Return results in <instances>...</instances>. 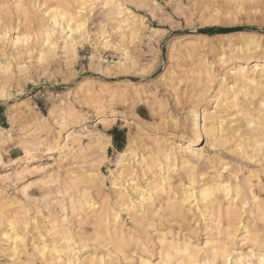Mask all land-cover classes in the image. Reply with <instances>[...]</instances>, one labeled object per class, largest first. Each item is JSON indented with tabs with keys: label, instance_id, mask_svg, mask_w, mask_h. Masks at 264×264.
I'll return each instance as SVG.
<instances>
[{
	"label": "clouds",
	"instance_id": "9594fccd",
	"mask_svg": "<svg viewBox=\"0 0 264 264\" xmlns=\"http://www.w3.org/2000/svg\"><path fill=\"white\" fill-rule=\"evenodd\" d=\"M141 6L147 7L148 15L134 17L130 10L122 9L119 18L110 24L111 32L107 35L109 39L115 36V41L99 45L115 49L106 66H86L87 61L81 60L79 69L73 62L53 69L51 74L58 79L51 87L54 91L60 87L62 91L47 97L51 107L46 100L36 110L48 112L39 121L47 132L45 143L54 144L58 133H70L66 119L69 113L82 134L98 138L93 145L95 158L90 170L82 169L80 180L85 184L98 181L106 195L99 203L88 204L87 212L83 205L79 208L91 229L87 233L83 231V220L70 225L71 218L65 214L57 222L66 234L71 226L75 237L69 241L72 258L65 264H216L214 260L201 259L204 249L191 253L185 249V258L178 261L170 253L155 260L141 232L147 219L144 207L149 204L154 208L157 197H167L168 203L181 206L188 203L180 199L173 201L172 193L160 184V177L171 161L174 142L183 140L185 123L198 128L208 97L214 94L216 85L227 83L218 72L225 60L233 61L227 75L243 82L250 89L252 99L259 96L264 108V0H143ZM22 7L15 0H0V10L5 12L15 10L18 14ZM3 23L0 19V24ZM221 32L231 35V41L222 44L212 41ZM205 35L208 40L203 38ZM177 52L181 54L179 61L174 58ZM77 76L79 79H75ZM41 95L36 93L37 97ZM230 104L231 101L217 102L207 115L219 117ZM21 106L20 97L11 89H0L4 116ZM31 113L32 109L28 108L27 115ZM36 123L33 119L32 123L13 126L19 141L17 146L25 149V156L31 155L29 149L33 146L28 140ZM211 123L207 121L209 127ZM109 147L111 156L107 153ZM101 165L108 167V177L99 173ZM199 179L203 181L204 177ZM104 180H110L111 186L104 185ZM230 195L231 190L225 187L219 203ZM236 199H240L238 190ZM260 204L259 215L253 214L248 222H243V211L239 208L230 217L225 241L218 251L220 264H264V201ZM243 207L247 208V204ZM76 211L73 206V215ZM126 211L134 215L124 222L122 215ZM199 211L193 205L194 214ZM19 222L28 236L33 237L32 242L8 248L6 243L10 238L20 239L12 235L16 232L17 217L10 218L5 215L4 207H0V229L5 225L11 229V233L0 234V264H25L19 256L28 247L39 253L29 264H39L49 246L46 243L39 246L38 241L52 233L42 234V225L27 213ZM213 222L219 224L220 218L214 215ZM241 232L251 245L247 259L235 258L232 250V243ZM86 249H91L92 255L82 260L79 253ZM145 254L147 260L143 258ZM43 264L58 262L44 259Z\"/></svg>",
	"mask_w": 264,
	"mask_h": 264
},
{
	"label": "rangeland",
	"instance_id": "374dc122",
	"mask_svg": "<svg viewBox=\"0 0 264 264\" xmlns=\"http://www.w3.org/2000/svg\"><path fill=\"white\" fill-rule=\"evenodd\" d=\"M19 1L15 0V3L17 4V2ZM25 1V7H29L27 4H30L28 2H31V0ZM41 2L42 0H38V3ZM142 4L143 0L131 4L125 1L124 5L137 12L139 15H141V17H144L148 15V10L146 6H141ZM47 5H50V3H47ZM102 6L103 5L100 1H96L93 6L87 8L91 10V13L89 14L90 17L86 25V31L88 30L90 32L92 39L98 37V40L101 41V32H99L100 29L98 27L99 24H97V19L102 13ZM39 9L41 10L42 7H40ZM39 9H36L35 12L34 10L30 9V13L32 11V15L33 12L38 13L39 16L43 15L42 10L39 12ZM8 12L10 17L8 16ZM3 15L7 17L1 18L3 17ZM32 15H30L31 17L28 16L25 24V20H23L24 16L21 12L16 14L15 10H9L7 12L0 10V18L3 21L6 19L5 22L7 21V18H9L8 21H10L9 23L7 21V25L9 24L8 26L10 27V24L12 23L13 25L11 24V28L14 27V29L10 30L8 37L10 36V38H12L13 36H16L17 33L22 34V32L24 34L23 36H26V33L29 40L28 44H33L36 48L31 51L32 53H22L21 55L13 56L11 55V52L13 51L14 46L11 44L10 39L6 38V42L4 41V43H0V45L2 46L1 49H3V51L0 52V64L2 65L7 61L11 62L10 65L12 64V67L10 66L9 70H12L11 73L13 72V78L10 80L8 88L20 97L22 105L19 110L14 107L7 116L3 115L4 110L0 108V131L2 128L10 130L9 134H6L5 137L0 139V159L3 160V163L0 164V172L6 170L13 171V169L21 166V168H19L21 170V173L19 175H12L11 178L0 181V187L4 190L3 196L0 195V207H4L5 215L7 216L14 215V213L19 209L20 205H24L25 207H27L30 210L31 216H39V214L48 216L51 202L55 200H64L66 206L69 207L68 216L71 218L70 225L73 223L79 224L80 221H84L86 219L82 214L81 217L83 216V218H81L80 216H71V210L68 203L69 195L77 193V190L86 189V191L90 194L89 197L98 203L100 202L101 198L106 195V193L102 191V186L98 181L87 182L85 184L82 183L79 179L81 170L89 169V166L92 163L91 160L95 158V149L93 148V145L95 143L92 142V138L90 136H88L87 134H82L81 130L75 126L71 113H69L66 117V119L69 121L67 127L71 130L70 133H58L56 136V142L54 144L45 143L44 138L45 136H47V132L43 130V125L40 124L39 121L40 119L46 118L48 116V112L46 110L37 112L36 110L41 109V106L46 102L47 97L54 96L62 91L60 87H56L55 91L51 87V85L56 84V81L58 79L51 74L53 69L63 67L65 62H73L77 69H79L81 66V60L87 61L86 66L104 67L106 66V61L112 59L113 54H115V49L99 46L103 44L96 43L95 41L90 40L85 42L82 47H79L76 54L66 53V50L58 47L55 52L56 55L52 56V58L49 57L47 59L41 60L39 59V50L42 48L40 47V44L42 43V36L39 35L40 27L38 25L40 23L38 20H36V18H34V15ZM150 18L151 17L149 16V19ZM33 20L34 22H32ZM49 26L51 27L50 23ZM152 27H156V25L153 24ZM107 28L108 32L105 33V37L108 38L107 33L111 32V28L110 26H107L106 29ZM224 33L225 32L216 34L214 37H212V41H219L221 42V44L225 40L231 41V39L233 38L232 36L227 38H222L219 36L220 34ZM203 38L205 40L209 39L207 35H205ZM115 39V36L109 39L111 41L110 44L113 43ZM60 41H62V39H60L59 42ZM18 48H20V46H18ZM174 58L179 61L181 59V54L177 52ZM19 63L20 66L22 65L20 68ZM231 63H233V61L231 60V58H229L225 60V62L218 69L220 77L222 78V80L225 78L227 80V86L230 87H232L233 85V78L229 77L227 74L230 70L228 66ZM22 67L23 69L26 68L25 72H22ZM45 72H48L49 75H45ZM96 74L99 75V73ZM75 79H79V77L77 76L75 77ZM218 85H216L215 89ZM36 93H42V95L37 97ZM45 93L47 94V96L44 95ZM222 96V93L215 95L214 91V94L208 97V101L205 107H207L209 112L211 111V108L216 104V101ZM231 97L232 93L227 94V101H232ZM47 102L49 104V107H51V100H47ZM256 102V99L251 98L248 102L245 103L246 105L248 104L247 106L249 107L250 114L255 113V107H257ZM231 104L220 115L226 117V120L234 119L232 124H236L243 119L245 120L246 117L244 118V115L242 116L241 114H239L236 108L231 107ZM28 108L32 109L31 115H27ZM177 115L179 116L180 114L178 113ZM201 117L202 116H200V119ZM255 118L254 120L258 124V126L256 124L255 131L261 134L259 137H262L261 140L263 139L262 141L264 142V117H261L262 119H258V121L257 118H260V116L256 119ZM33 119L38 121V123L34 124L36 125V127L33 128V134L31 137H29V140L32 141V143L36 144L38 147H35L32 150V153L34 154V156H36L35 160L28 164V167H25L26 163H24L23 161V159L25 158V150L23 147L17 146L19 144V141L16 140V133L12 130L14 125H19L22 122L32 123ZM258 127L260 128L258 129ZM250 129L251 128L247 129L245 132L251 133ZM91 131L92 129H88V132ZM184 132L185 135L183 137V140L177 139L175 142L184 143L187 138L193 137L191 125L187 122L185 123ZM68 134H72L73 137L77 138L79 142L82 143V145L87 146L86 149L80 152V157L74 158L72 157V154H66L67 151L63 154L59 152L58 147L59 145H63L66 142V136ZM49 139L51 140V138ZM235 141V138L229 139L227 143L225 142L226 144L223 143L220 145V143H214L212 141V137L209 133H204L201 141L191 145L193 148L203 151V158L199 164L200 170L198 171V175L199 172L201 173L204 170V173L202 172L204 175H199V177L203 176L204 179L203 181H201L199 178H197L198 182H201L198 184L196 183L194 186H189L190 188L196 186L198 187L204 184L205 181L213 182L214 180L218 179H230V181H232L233 183L239 181V183L246 184L249 177H251V172H255L256 174L260 175L264 182V157L262 156L264 154V150H252L250 148H246L248 150L247 154V151H242L243 147L240 149L238 142ZM70 146L71 148H78V142H74ZM107 153L109 156L112 155L111 147L107 149ZM112 168L115 169L114 162L112 163ZM180 168L181 166L179 165L178 170L172 172V182H174L172 185V190L174 191L176 189H179L184 182L185 185H187L188 183L187 175L189 174L186 173L185 169ZM100 171L102 173L101 175H104V177H108L110 175L108 167L104 165L100 166ZM258 172H260V174ZM75 177H78V179H75ZM51 178H54V180H52ZM253 179L255 184L253 187L254 192L261 199H264V183L259 185L256 183L257 181L255 180V178ZM176 180L178 181L176 182ZM47 181L48 183L46 184ZM103 184L110 187L111 181L104 180ZM26 185H28L27 194H25L23 191V188ZM70 188L71 191H69ZM242 193H244L243 190ZM199 201L201 202L200 198L198 200V206L201 205ZM224 201L223 203L226 205L227 203L226 201ZM58 204L54 205L53 211L58 216L59 214L63 215L61 204ZM249 204H247V208H244V211L242 210L244 212L243 222H248L250 217L253 216V212L250 213L248 211L249 208H252ZM160 205V215L159 213H157L158 208L156 207L153 208L154 210H148V212L145 213L147 219L145 222H143L141 228L143 238L145 239L148 246V251L155 260H158L161 256L162 244L160 241H162V236L165 233H167L169 237L175 236L179 241H182L184 237H189L191 238L193 243H195V245H198L199 247H203L205 240L210 236L212 238L218 237L215 234L211 235V233H214V230H211V228L215 225L212 220V215L203 217L200 214V211L199 214H194L193 207L190 211H187V209H185L184 213L176 214L174 213V208L169 206L167 207V205L163 202H161L159 206ZM129 216H132V214H129L127 211L124 212L122 215V220L124 222H127ZM39 218L42 220L41 225L43 234V232H46L47 228H50L49 220L52 217L49 218V220H46V218H44L43 216H39ZM74 220L77 221L75 222ZM85 222L86 223H84L83 231L87 233L91 229L88 222ZM6 226L7 225H5L4 229H0V234H2L3 230H7ZM29 229V232H31L32 228L29 227ZM72 231L73 229L70 226L67 230V233L71 234ZM62 233L63 230H59L55 233L56 236L52 233L51 235L46 236L45 240L50 244L53 239L59 238V235H61ZM34 235L35 233H33V236ZM240 236L241 235H239L236 238L235 242H233L232 250L235 253V258L239 259L240 257H244L245 259H247V252L251 245H245V247L242 248L239 245V242L241 241ZM32 238V236L27 235L25 243L31 244ZM76 242L79 243V241ZM36 254L37 253L33 252V247H28L27 250L19 256V260L25 262V264H29V262L36 260L38 256V254ZM143 258H148V254H145ZM201 259H211L216 261V264H220V257L218 255V252L209 256H205V253H202ZM39 264H43V258L40 259Z\"/></svg>",
	"mask_w": 264,
	"mask_h": 264
},
{
	"label": "bare ground",
	"instance_id": "6f19581e",
	"mask_svg": "<svg viewBox=\"0 0 264 264\" xmlns=\"http://www.w3.org/2000/svg\"><path fill=\"white\" fill-rule=\"evenodd\" d=\"M24 1L20 0L19 2H17V4H21V3L23 4V7L21 8L20 12L24 16L23 20H25V24H26V20L28 19V16L31 17L30 15H32V11L30 13V9L34 10L35 12L36 9H39L40 7H42L41 10L43 12V15L39 16L38 13L33 12L34 18H36V20H38L40 23L38 25L40 27L39 35L42 36V43L40 44V47L42 48L39 50V53H40L39 59L41 60L47 59L49 57L52 58V56L56 55L55 52L58 47H61L64 50H66V53L76 54L78 51V48L82 47L85 42L90 41V40L95 41L96 43H102L103 45L105 44V42L110 44L111 41L107 37H105V33L108 32V28L106 29V27L110 26L113 20L119 18V14L122 9L130 10L134 14V17H141V15H139L137 12H135L131 8H128L124 5L125 1L127 0H42L41 3H38V0L37 2L36 0L34 1L31 0V2H28L30 4H27L29 7H25L26 1L25 3ZM96 1H100L101 4L103 5L101 8L102 13L97 19L98 20L97 24H99L98 27L101 30V31L99 30V32H101L100 39H102V41L98 40V37L92 39L90 32L88 30L86 31L87 21L89 20V17H90L89 14L91 13V10L87 8L90 6H93ZM47 3H50V5H47ZM41 10L39 9V12ZM8 16H9V12H8ZM4 17L5 16L3 15V17L1 18H4ZM8 19L9 18H7V21ZM7 21L3 24H0V43H4L6 38L10 39L11 44L14 46L13 51L11 52V55L13 56L21 55L22 53H25V54L32 53L31 51L35 47L33 44L32 45L28 44L29 40H28L26 33H25L26 36H23L24 34L22 32V34L17 33V35L13 36L12 38H10V36L8 37L10 30L14 29V27L11 28V24H12L11 22H10L11 24L9 27L8 26L9 24L7 25ZM32 22H34V20ZM49 23L51 24V27L49 26ZM219 36L222 38H227V37H230L231 35H229L228 33H224V34H220ZM60 39H62V41L59 42ZM18 46H20V48H18ZM1 47L2 46L0 45V52L3 51ZM42 52H43V55H41ZM10 63L11 62L7 61L3 63L2 65L0 64V72H1L0 73V89L8 88L9 82L13 78V75H12L13 72L11 73L12 70H9L10 66L12 65V64L10 65ZM21 66L19 63V68ZM21 69H22V72L23 71L25 72L26 68L23 69L22 67ZM233 85H235V88L227 86V83L221 82L217 86V88L215 89V95L222 93L223 96L219 98L216 101V103L217 102L224 103L225 101H227L226 95L229 93H232L231 107L236 108L238 110V113L241 114L242 116L244 115V118L246 117L245 120L243 119L236 124H232L234 119L229 120L227 118L228 120H226V117H223L221 115L219 117L208 116L207 114L209 113V111L207 107H205L200 113V116L202 117L199 122V127L194 128L191 126L193 137H189L187 138V140L185 139L186 141L184 143L174 142L175 151L173 152L171 156L170 163L166 165L163 171V174L160 177V184L165 186L168 189V191L172 193L173 201H175L176 199H180V200H187L188 203L183 204L181 206V205L176 204L175 202L168 203L167 197H164V198L157 197L158 202L156 203L155 207L158 208L157 213H159V215L161 212L160 211L161 205L159 206V204L163 202L167 205V207L169 206V207L174 208L173 210H174V213L176 214L184 213L185 209H187V211H190L193 205H196V207L199 208L200 214L203 217L215 215L216 217L220 218L219 224L215 223V225L212 226L211 228V230H214V233L213 234L211 233V235L215 234L218 237L212 238L210 236L209 238L205 240L203 247H199L198 245H195V243H193V241L189 237H184L182 241H179L176 239L175 236L169 237L167 233L163 234L162 241H160L162 244L161 255L164 253H170L174 261L185 258V256L183 255L185 249L190 253L198 249H204L203 253H205V256H209V255H213L217 253L225 241L227 230H228L229 219L230 217H234V215L237 213V209L239 208L244 211L243 205L245 203L246 204L250 203L249 205H251L252 208H249L248 211L250 213L253 212L252 215L254 213H256V215H259V211L261 208L260 201H264V199H261L254 192V189H253L255 185L253 178H255V180L257 181L256 183L259 185L264 183L260 175L256 174L255 172L250 173L251 177H249L246 184L239 183V181L236 183H233L232 181H230V179L229 180L218 179V180H214L213 182H208V181L206 182L204 180L205 183L203 182L204 184L198 187L197 186L191 187V188L189 187V186H194L196 183L197 184L200 183L201 181L198 182L197 178H200L199 175H202L204 173V170H203L202 171L203 173L199 172V175H198V171L200 170L199 164L203 158V151L195 149L191 146L192 144H195L201 141V139L204 136V133H209L210 136L212 137V141L214 143H220V145L225 142L227 143L229 139L235 138L236 141L238 142L240 149L243 147L242 151H247V154H248V150L246 148L248 149L250 148L252 150H255V149L264 150V142L262 141L263 139L261 140L262 137H259L261 134L255 131L257 123L254 120L255 117L257 118L260 116V118H257V121L258 119H262L261 117H264V108L261 107V103H260L261 98L259 96L256 97V100H257L256 102L257 107H255L256 111L254 114H250L249 107L247 106L248 104L247 105L245 104L252 98L250 89L243 82H237L234 78H233ZM207 121H212L210 127L207 125ZM34 127H36V125H34L33 128ZM260 127H258V129ZM249 128H251L250 129L251 133L245 132ZM9 132H10L9 129L2 128L0 131V139L5 137L6 134H9ZM71 135L72 134H68L66 136V142L63 145H59L58 149L61 154L67 151L66 154H72V157L77 158L81 156L80 152L86 149L87 146L82 145V143H80L77 138ZM91 138H92V142L96 143V140L98 138L97 137H91ZM28 142L33 147L29 149V151L31 152V155L25 156V158L23 159L24 163H26L25 167H28L29 166L28 164H30L33 160H35L36 156H34V154L32 153V150L33 148L38 147L36 144L32 143V141L30 140H28ZM74 142H78V148H74V147L71 148L70 145ZM262 156L264 157V154ZM60 159H61V156H60ZM179 165L181 166L180 169H185L186 173L189 174L187 175L188 183L187 185H185L184 184L185 182H184L183 185L179 189H176L174 191L172 190V185L174 183L172 182L173 181L172 172L177 171L179 168ZM19 168H21V166L13 169V171L6 170V171L0 172V181L7 180L11 178L12 175L14 176L19 175L21 173L20 172L21 170ZM88 170H90V168ZM99 173L102 174L100 171V168H99ZM258 173L260 174V172ZM51 179L54 180V178H51ZM75 179H78V177H75ZM177 181L178 180H176V182ZM47 183L48 181L46 182V184ZM225 187L231 190V195L229 196L227 200H225L227 203L226 205L224 203H219V201L221 200L222 193L225 190ZM237 190L239 191V195H240L239 200L236 199ZM242 190L244 191V193H242ZM23 191L25 194L28 193V185H26L23 188ZM202 192H203V195L201 194ZM3 193H4V190L3 188L0 187V195L3 196ZM89 195L90 194L89 192L86 191V189L77 190V193L69 195L68 203H69L70 210H71V216L81 217V214L84 216V213L79 211V208L81 207V205L84 206V211L87 212L88 204L93 203V202L98 203L94 201L92 198H90ZM133 196H135V193H133ZM199 198L202 203L199 201L201 205L198 206L197 204H198ZM58 203L61 204V207H62L61 210L63 211V215L59 214L60 217L57 214H55L53 211L54 205ZM50 205L51 207L49 209V215L44 216L42 214H39V216L40 217L43 216L44 218H46V220L47 219L49 220V218L52 217L49 220L50 228H47L46 231H50L51 233L55 234L59 230H62V228L57 224V222L61 220V218L65 214L68 215L69 207L66 206V204L64 203V200L52 201ZM73 206H75V208L77 209L75 215H73ZM144 210H145V213H147L148 210H154V209L151 205L146 204L144 207ZM37 212H40V211H37ZM25 213L30 215V210L24 205H20L19 209L14 213V215L17 217V228H16V232L13 233L12 235L19 236L20 239L10 238V241L6 243V247L11 248L13 245L21 246L25 244V240L28 234L24 231L22 224L19 222L25 219ZM128 213L134 215L131 212H128ZM11 216L9 217L11 218ZM39 216H31V218L34 219L37 223L41 224L42 220L39 218ZM83 216L81 218H83ZM212 220H213V217H212ZM85 221L87 220H84V223H86ZM30 228L32 227L30 226ZM6 231L11 233V229L7 228ZM28 231H30V229H28ZM3 232L5 231L3 230L2 233ZM239 235H241L240 236L241 241L239 242V245L242 248L245 247V245H250L248 241V237L243 232L237 234L236 238ZM59 236H60L59 238L53 239L50 244L45 239L38 242L39 246H42L45 243L48 244L49 246V251L45 252L44 256L41 257L43 258V260L44 259H54L58 262V264H65L67 260L72 258L73 252L69 251L68 249L71 247V245L69 244V241L74 240L75 239L74 236L68 233L66 234L64 231ZM214 249L216 251H214ZM41 250H43L42 247H41ZM33 252L37 253L34 250V248H33ZM37 254L39 255V253ZM91 255H92V250H88V249L81 251L79 253V257L82 260L89 258ZM247 255H249V252H247ZM215 258H218V257H215ZM147 259L148 258H145V260Z\"/></svg>",
	"mask_w": 264,
	"mask_h": 264
},
{
	"label": "trees",
	"instance_id": "16d2710c",
	"mask_svg": "<svg viewBox=\"0 0 264 264\" xmlns=\"http://www.w3.org/2000/svg\"><path fill=\"white\" fill-rule=\"evenodd\" d=\"M203 31V30H202ZM209 31H211V30H209Z\"/></svg>",
	"mask_w": 264,
	"mask_h": 264
}]
</instances>
